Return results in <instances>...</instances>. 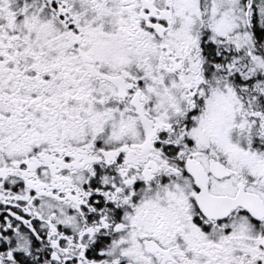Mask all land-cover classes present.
Segmentation results:
<instances>
[{
	"label": "snow or ice",
	"instance_id": "obj_1",
	"mask_svg": "<svg viewBox=\"0 0 264 264\" xmlns=\"http://www.w3.org/2000/svg\"><path fill=\"white\" fill-rule=\"evenodd\" d=\"M0 264H264V0H0Z\"/></svg>",
	"mask_w": 264,
	"mask_h": 264
}]
</instances>
